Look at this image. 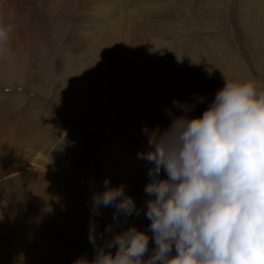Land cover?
Returning a JSON list of instances; mask_svg holds the SVG:
<instances>
[{"label":"rangeland","instance_id":"1","mask_svg":"<svg viewBox=\"0 0 264 264\" xmlns=\"http://www.w3.org/2000/svg\"><path fill=\"white\" fill-rule=\"evenodd\" d=\"M0 17L16 26L11 55L0 59L1 91L25 109L40 102L63 126L40 155L38 140L15 143L7 118L20 111L0 119V181L13 180L0 189V264L92 260V223L97 244L132 227L147 232L153 165L139 154L170 112L184 114L173 101L194 105L188 115L197 117L225 79L264 83V0H0ZM29 32L35 43L24 47ZM33 124H24L32 137L53 125ZM132 129L143 142L123 139ZM22 154L39 163L10 171ZM106 179L135 201L131 214L110 205L94 215ZM154 247L150 238L145 259Z\"/></svg>","mask_w":264,"mask_h":264},{"label":"clouds","instance_id":"2","mask_svg":"<svg viewBox=\"0 0 264 264\" xmlns=\"http://www.w3.org/2000/svg\"><path fill=\"white\" fill-rule=\"evenodd\" d=\"M15 27L0 17V59L11 55ZM173 104L184 114L170 112L169 126L150 135L152 150L139 154L153 165L147 232L132 227L97 244L92 223L95 257L73 264H264V83L225 79L202 116L188 115L194 105ZM109 183L93 194L94 215L110 205L131 214L135 201Z\"/></svg>","mask_w":264,"mask_h":264},{"label":"bare ground","instance_id":"3","mask_svg":"<svg viewBox=\"0 0 264 264\" xmlns=\"http://www.w3.org/2000/svg\"><path fill=\"white\" fill-rule=\"evenodd\" d=\"M25 41H26V43H24V47L30 46V45L33 46L34 43H35V37H34V35L31 32H29L28 33V37H27V39ZM8 94H4L1 91V87H0V96H2V98H0V101H1L0 102V119L3 118V117H7L6 115L13 116L17 111H20L16 116L12 117V119L7 118V120H9V123L11 121L16 123L15 124V129L17 130V139H14L15 140V143L16 142L17 143L20 142L19 145H23V144L28 145L34 139L35 140H38V141H36V142H38V144L36 146V148H37L36 151H38V154L41 155L42 153L44 154V150L46 149V147L49 148V145L52 146V144H54V143L56 144L57 142H59L58 137L63 132V129H62L63 126H60L59 125L58 121L54 118V115H52L51 113L47 112V109L44 107V105L42 106V104L40 102H38V103L30 106L29 108L25 109L23 106H20V105H18V104H16L14 102V97L12 96V94H10V95H8ZM37 101H39V100H37ZM23 104H24V102H23ZM52 113H53V111H52ZM144 120L146 122L148 119L145 118ZM35 122H36L37 125H40V126L49 124V122H51L53 124L50 128H42L41 129V130H44L45 129L44 131H42V134H46V136H47L45 139L43 137L41 138V135H42L41 133L38 134L37 136H36V133H34L35 135H34V137H32V135H33L32 134V128L31 129H27L24 126V124H28V123L29 124L30 123L33 124ZM0 124H1V122H0ZM135 124H137V123H135ZM0 128H1V126H0ZM51 129H52V132H51ZM66 133H67V131H66ZM123 135H124L123 136V139H125L126 141H128V142H137V143H138V140H142V141H139V143L143 142V138H144L143 136H145L144 133H142L141 131H136V130H133V129L131 131L124 132ZM68 137H70V136H68ZM24 138H26V139H24ZM77 141H78V139H77ZM71 143H73V142L71 141ZM62 144H63V142H62ZM7 156H8V154H7ZM47 161L49 163V166L54 171L60 172V170L58 168V165L52 166L50 164V161H51L50 158H47ZM7 162H9V161H7ZM10 162L13 164L12 167H10V171H14V172L17 169L21 170L20 167H21L22 164H28L29 166H33V165H30V164H34V166H35V164H38L39 163L38 160H34L32 157H30L29 154L28 155L22 154L21 156H17V157L11 158L10 159ZM45 166H47V164H45ZM63 168L66 171L65 164H64ZM12 181L13 180H9V181L6 180V181H4V179H3V181H0V189L2 187H4V186H6V188H10L13 185V182Z\"/></svg>","mask_w":264,"mask_h":264}]
</instances>
